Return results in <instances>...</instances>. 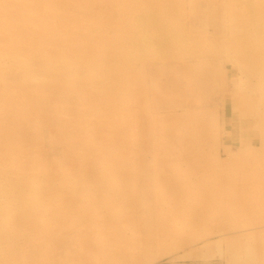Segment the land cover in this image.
<instances>
[{
    "label": "rangeland",
    "instance_id": "rangeland-1",
    "mask_svg": "<svg viewBox=\"0 0 264 264\" xmlns=\"http://www.w3.org/2000/svg\"><path fill=\"white\" fill-rule=\"evenodd\" d=\"M31 3L49 21L27 31ZM8 5L0 264H264V0ZM13 31L31 35L32 64L82 48L79 82L51 71L38 88L17 83L3 53Z\"/></svg>",
    "mask_w": 264,
    "mask_h": 264
},
{
    "label": "bare ground",
    "instance_id": "bare-ground-1",
    "mask_svg": "<svg viewBox=\"0 0 264 264\" xmlns=\"http://www.w3.org/2000/svg\"><path fill=\"white\" fill-rule=\"evenodd\" d=\"M32 4V6H22V8H20V9H22V12H21V15H22V17H21V19H22V21H23V24H26V25H28L29 27H28V30L27 31H31L33 28H32V26H31V24L32 25H34L33 27H36V26H39L41 23H44L45 21H46V19H48V21H49V18H45L44 17V15H45V13H47L48 11H49V5H45L44 7H41V8H37L36 6H37V4H34V3H31ZM6 6H9L8 5V0H0V11H2V10H4V9H7L6 8ZM48 10V11H47ZM30 19H32V20H30ZM47 21V22H48ZM55 28H57V26L55 27ZM16 35H13L11 38H10V40H9V42L7 43V42H5L4 44H6L7 43V45H8V48L9 49H6L5 50V52H3V53H6V54H9V55H13L14 56V60H13V65H11L10 66V69L11 70H13V71H15V74H21V75H23L22 76V78L21 79H19V80H17V83H19L20 82V84L22 83H32L33 82V84H34V81H37V83L38 82H45V79H46V77L45 76H43L44 74H46V72H56L57 73V75L58 76H60V79H59V81L61 80V78L63 79V77H64V82H65V80L67 81V84H69L68 85V87H70V83H72V81L73 80H75V77H79L80 76V73H79V76H77V74H75V72L72 70V67L71 66H73L74 64L73 63H76L77 64V59H78V57H80V55H82V57H83V55L84 54H86V53H84V54H81V50H83L82 48H80L81 50H79L80 51V53H78V54H80V55H78V57L76 58L75 57V55L73 56V54L72 53H70L69 55L70 56H73L72 58H74V60H71V57L70 56H68V52H69V50H71V51H74L75 49H67V51H66V49L65 50H61V48L62 47H59L58 46V52L59 53H57V54H53V53H51L50 51L48 52V51H44V49H43V52H42V54L40 55L39 54V52H36V55L35 56H37L38 57V54L40 55V57H39V60H38V62L37 63H35V64H32L33 62H32V60L33 61H35V60H37V59H35L34 57H32V58H34V59H30L31 58V53H33V52H35V49H31V48H29L30 47V45H29V41H28V39L29 38H31V35H28V33H26V32H15V31H13ZM8 34H6V36H7ZM80 44V43H79ZM78 44V45H79ZM75 45L77 46V44L75 43ZM72 47L74 46V44L73 45H71ZM79 46H82V45H79ZM13 47V48H12ZM72 47H70V48H72ZM75 47V46H74ZM14 49V50H13ZM28 49H30L31 51L32 50H34V51H30V55H26V53H27V50ZM79 49V48H78ZM42 50V49H41ZM46 50V49H45ZM14 51V52H13ZM37 51V50H36ZM84 51V50H83ZM28 52H29V50H28ZM38 53V54H37ZM34 54V53H33ZM77 54V53H76ZM4 55V54H3ZM28 56H30V58H28ZM88 55H86V57H87ZM82 57L81 58H79V60H81L80 61V63L82 62ZM84 57H85V55H84ZM79 62V61H78ZM35 65H37V68H41V70H42V73H40V75L38 74V75H35V76H33L34 74H32V76L31 75H29V74H31V73H33L34 71H32L36 66ZM78 65H80V64H78ZM35 66V67H34ZM60 67L61 68V66H63V69L61 70V72H60V70H58V72H57V67ZM75 67V66H74ZM59 68V69H60ZM36 69V68H35ZM53 69H56L55 71L53 70ZM95 69V68H94ZM93 69V70H94ZM41 70H40V72H41ZM75 70V69H74ZM93 70H92V72H93ZM97 71H98V69H96ZM3 71L5 72V70L4 69H2V68H0V85L1 86H3V89H6L5 88V85H7L8 84V80L6 79V76H5V78H4V76H2V74H3ZM22 71H24V73L22 72ZM38 71V70H37ZM55 73V74H56ZM93 73H95V74H97L95 71L93 72ZM90 74V73H89ZM95 74H93V76L95 75ZM50 75V74H49ZM48 75V76H49ZM103 75V74H102ZM102 75H98L97 74V77H101ZM16 76V75H15ZM53 76V75H52ZM51 76V77H52ZM56 76V75H55ZM91 76H92V74H91ZM90 76V77H91ZM105 76V73H104V75L102 76V77H104ZM43 77H45V78H43ZM54 77V76H53ZM52 77V78H53ZM89 77V80L92 78H90ZM44 79L43 81H41L42 79ZM55 78H57V76L55 77ZM80 78V77H79ZM87 78V77H86ZM41 79V80H40ZM51 79V78H50ZM54 79V78H53ZM53 79H51L52 81H54L53 82V84L54 83H57L58 82V79H55V80H57L56 82H55V80H53ZM81 79V78H80ZM79 79V80H80ZM94 80H99L98 78H93ZM102 79V78H101ZM99 80L98 82L99 83H101V81H103L104 79H102V80ZM38 80H40V81H38ZM78 80V79H77ZM77 80H75L76 82H79V81H77ZM82 80H84V78H83V76H82ZM88 80V79H87ZM87 80H86V82H87ZM47 81H50V80H47ZM46 81V82H47ZM63 81V80H62ZM105 81V80H104ZM104 81H103V83H104ZM75 82V83H76ZM81 82V81H80ZM83 82V81H82ZM89 82H94V81H92V80H90ZM59 83V82H58ZM40 84V83H39ZM39 84H37V85H39ZM47 84H49L48 82L45 84V85H47ZM51 84H52V82H51ZM52 84V85H53ZM67 84H66V86H67ZM83 84V83H82ZM87 84V83H86ZM85 84V85H86ZM17 85V84H16ZM34 85H36V84H34ZM34 85H33V87H34ZM37 85L35 86L36 88H38L37 87ZM40 85H42V84H40ZM55 85V84H54ZM57 85V84H56ZM99 85V84H98ZM19 86V88H20V86L21 85H18ZM24 86V85H23ZM30 86V85H29ZM72 86V85H71ZM73 86H75V85H73ZM80 86V88H81V85H79ZM78 86V87H79ZM84 86V85H83ZM47 87V86H46ZM53 87V86H52ZM18 88V89H19ZM41 88V87H40ZM39 88V89H40ZM45 88V87H44ZM54 88V87H53ZM27 89V88H26ZM34 89V88H33ZM39 89H34L31 93H33L32 95L33 96H36V95H38L39 96V92H38V90ZM12 90V89H11ZM32 90V89H31ZM40 90H42V88L40 89ZM9 91V90H8ZM16 91H17V89H16ZM30 91V90H29ZM28 91V92H29ZM114 91V93L117 91L118 92V90H113ZM19 92V91H18ZM22 92V91H21ZM20 92V93H21ZM25 92V91H24ZM27 92V93H28ZM120 92V91H119ZM30 93V94H31ZM36 95H35V94ZM42 93H43V91H42ZM18 94V93H17ZM22 94V93H21ZM77 94V93H76ZM116 94V93H115ZM114 94V95H115ZM24 95V94H23ZM43 96H44V93L42 94ZM41 95V92H40V96H42ZM112 95H113V92H112ZM117 95V94H116ZM115 95V96H116ZM20 96V95H19ZM31 96V95H30ZM39 96V99L40 98H42V97H40ZM46 96V95H45ZM111 96V94L109 95V98H112V97H110ZM14 97H16V96H14ZM80 97V96H79ZM117 98L119 97V95H117L116 96ZM116 97H115V101L117 100L116 99ZM10 98V97H9ZM20 98H23V97H20ZM81 98V97H80ZM108 98V99H109ZM119 99H120V97H119ZM23 100V99H22ZM44 100H46V99H44ZM112 100V102H114V104H115V101L113 100V99H111ZM259 100V99H258ZM19 101H21L20 99H19ZM26 101V100H25ZM95 101V100H94ZM117 101H119V100H117ZM121 102L123 101L122 100V98H121V100H120ZM260 101V100H259ZM7 104H10V102H9V100L8 99H6V101H5ZM119 102V103H117L116 102V107H117V105H120V107L123 105V104H125V102ZM25 103H27V101L25 102ZM94 104V103H93ZM44 105V104H43ZM95 105V104H94ZM93 105V106H94ZM34 106V105H33ZM124 106V105H123ZM27 107V106H26ZM25 107V108H26ZM126 107V105L124 106V107H122L123 109ZM259 107V106H258ZM256 109H258L257 107H255ZM254 108V110H256ZM123 109H121V108H117L116 110L117 111H119L120 110V112L119 113H121V111L123 110ZM126 109V108H125ZM124 109V110H125ZM259 110V109H258ZM125 111H127V110H125ZM255 112V111H254ZM258 111L256 110V112L255 113H257ZM124 113V112H123ZM118 114V112H116V115ZM127 114V113H126ZM115 115V114H114ZM121 115H122V113H121ZM121 115H119L118 114V117H121L122 118V116ZM258 115H259V113H258ZM261 115V114H260ZM125 116V115H124ZM123 116V117H124ZM117 117V120L119 119H121V118H118ZM263 117V116H262ZM108 119V118H107ZM107 119L105 120L106 122H107ZM111 119V118H110ZM263 119V118H262ZM84 120V119H83ZM83 120H81V121H83ZM102 120H103V118H102ZM102 120H101V122H102ZM112 120V119H111ZM260 120V119H259ZM86 121H90L89 119L87 120L86 119ZM100 121V120H99ZM104 121V120H103ZM116 121V120H115ZM115 121H113L112 120V122H114L113 123V125L111 124V127H113V126H115L114 124H115ZM262 121V120H261ZM261 121H259L260 123H262ZM80 122V121H79ZM85 122V121H84ZM109 122V121H108ZM107 122V123H108ZM118 122V121H117ZM89 123V122H88ZM96 123H98V122H96ZM104 123V122H103ZM111 123V122H110ZM109 123V124H110ZM42 124V123H41ZM85 124V123H84ZM83 124V125H84ZM109 124H105V127L107 126V128H108V126H110ZM82 125V126H83ZM90 125V124H89ZM98 124H96V125H94V127L95 126H97ZM37 126V125H36ZM85 126V125H84ZM87 126V125H86ZM85 126V127H86ZM103 127L104 126V124H100V126H98V127ZM89 127V126H88ZM90 127H92V126H90ZM98 127H95V128H98ZM93 128V127H92ZM114 128V127H113ZM36 129V128H35ZM87 129H89V128H87ZM91 129V128H90ZM110 129V128H109ZM93 130H94V128H93ZM3 181H6L7 182V180H5V179H3ZM1 183V182H0ZM3 183H5V182H3ZM9 183V182H8ZM12 183V182H11ZM9 186H10V184H9ZM8 186V187H9ZM6 187V186H5ZM8 187H7V189H8ZM11 187H12V185H11ZM33 187H35L36 188V185L34 186L33 185ZM1 188V187H0ZM10 188V187H9ZM35 191V190H34ZM33 191V192H34ZM8 192V191H7ZM36 192V191H35ZM34 192V193H35ZM31 194V193H30ZM30 194H28V197L30 196ZM33 193L31 194V197H33ZM22 197V196H21ZM23 197H25L26 198V196H23ZM23 197L22 198H20V196H19V198L20 199H18V198H16L17 200H21V199H23ZM30 197V199H32ZM15 200V199H14ZM16 200V201H17ZM5 201V200H4ZM8 201V200H7ZM7 201H6V203H7ZM23 201V200H22ZM4 203V202H3ZM18 203H20V201L18 202ZM17 203V204H18ZM22 203V205L20 204V205H18V206H24V208H26L25 206L26 205H23V204H25L24 203V201L23 202H21ZM3 205V204H2ZM4 205H5V203H4ZM6 206V205H5ZM5 206H3V208L5 207ZM21 207V208H22ZM2 208V209H3ZM6 208H7V206H6ZM20 208V209H21ZM22 210V209H21Z\"/></svg>",
    "mask_w": 264,
    "mask_h": 264
}]
</instances>
